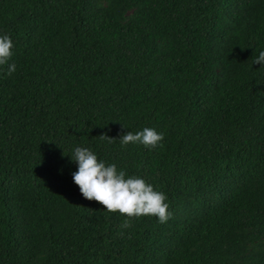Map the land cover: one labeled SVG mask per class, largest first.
<instances>
[{
  "label": "trees",
  "instance_id": "16d2710c",
  "mask_svg": "<svg viewBox=\"0 0 264 264\" xmlns=\"http://www.w3.org/2000/svg\"><path fill=\"white\" fill-rule=\"evenodd\" d=\"M3 35L0 264H264V0H0ZM146 127L162 146L121 145ZM77 147L172 217L122 229Z\"/></svg>",
  "mask_w": 264,
  "mask_h": 264
},
{
  "label": "clouds",
  "instance_id": "9594fccd",
  "mask_svg": "<svg viewBox=\"0 0 264 264\" xmlns=\"http://www.w3.org/2000/svg\"><path fill=\"white\" fill-rule=\"evenodd\" d=\"M13 41L8 35L0 36V66L8 65L13 53ZM254 64L264 65V51L254 59ZM16 71L14 63L8 65L7 74L10 76ZM124 126V125H123ZM125 127V126H124ZM100 139L113 143L116 138L107 133L99 136ZM163 133L153 128H144L133 133H121V145L142 144L146 148L162 146ZM78 164V170L72 174L73 181L79 186L82 195L88 200H95L103 205L108 212H119L128 217L120 225L122 229L132 227L131 219L141 216H155L160 223H166L172 213L163 192L154 190L143 178L127 176L124 170H118L116 164L106 165L98 160L96 154L84 147H77L71 155Z\"/></svg>",
  "mask_w": 264,
  "mask_h": 264
}]
</instances>
